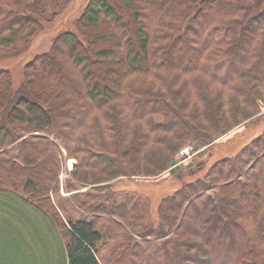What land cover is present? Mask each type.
Instances as JSON below:
<instances>
[{"label":"trees","instance_id":"obj_1","mask_svg":"<svg viewBox=\"0 0 264 264\" xmlns=\"http://www.w3.org/2000/svg\"><path fill=\"white\" fill-rule=\"evenodd\" d=\"M64 1L0 0V53ZM76 25L16 87L0 68V264H264V0H89ZM187 145L201 174L153 219L130 183Z\"/></svg>","mask_w":264,"mask_h":264},{"label":"rangeland","instance_id":"obj_2","mask_svg":"<svg viewBox=\"0 0 264 264\" xmlns=\"http://www.w3.org/2000/svg\"><path fill=\"white\" fill-rule=\"evenodd\" d=\"M89 0H67L64 1L62 5H59L56 9L57 15L51 22L42 23L41 28L37 31L35 37L30 41V43L20 49H4L0 53V68L7 69L11 76V82L13 87H16L23 78V71L26 64L31 61V59L37 54L49 51L52 47V42L54 39L65 30H72L79 34V30L76 25V19L83 12V9L87 5ZM19 46V45H18ZM16 46V47H18ZM243 127H239L228 134L222 136L217 141L226 142L228 139L239 136L243 131ZM259 129H253L251 138L254 137ZM242 146L237 144V147ZM188 148L189 152L182 155L180 152ZM215 149V147H214ZM229 149L225 148L224 153H228ZM208 157L207 150L204 153L193 152L190 145L182 147L176 154L175 166L178 169L175 171L178 175L169 174V172L163 173L160 177L155 179H134L130 183L132 190H138L146 194L150 199V212L153 219L156 218V211L159 201L162 197L171 194L173 191L178 189L182 183L188 181L192 175H200V171H196V166L200 164H205V158ZM75 163L74 159L65 160V170L59 174V192L61 196H68L70 193L64 191V182L68 178L67 174L72 169ZM188 164H191L188 166ZM207 166V165H205ZM193 167L194 173H188L186 168L189 169ZM205 168V167H204ZM202 170V169H200ZM179 173H182L180 176ZM188 175H187V174ZM162 179L160 182L159 180ZM103 184V183H102ZM94 184L87 185L75 192H84L86 190H91ZM119 188H127L124 183L119 182L117 184Z\"/></svg>","mask_w":264,"mask_h":264},{"label":"built area","instance_id":"obj_3","mask_svg":"<svg viewBox=\"0 0 264 264\" xmlns=\"http://www.w3.org/2000/svg\"><path fill=\"white\" fill-rule=\"evenodd\" d=\"M188 152H189V150H188V148H186V149L182 150L180 153H181L182 155H184V154H186V153H188Z\"/></svg>","mask_w":264,"mask_h":264},{"label":"water","instance_id":"obj_4","mask_svg":"<svg viewBox=\"0 0 264 264\" xmlns=\"http://www.w3.org/2000/svg\"><path fill=\"white\" fill-rule=\"evenodd\" d=\"M191 165V164H188V166Z\"/></svg>","mask_w":264,"mask_h":264}]
</instances>
